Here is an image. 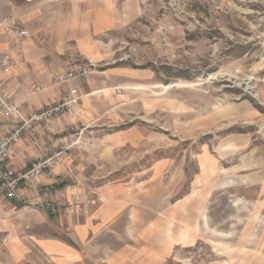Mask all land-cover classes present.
Instances as JSON below:
<instances>
[{
	"label": "rangeland",
	"instance_id": "1",
	"mask_svg": "<svg viewBox=\"0 0 264 264\" xmlns=\"http://www.w3.org/2000/svg\"><path fill=\"white\" fill-rule=\"evenodd\" d=\"M91 3L104 33L87 48L107 89L94 119L72 128L69 153L93 176L74 199L85 204L103 182L129 189L150 208L148 241L168 264H264V0ZM94 207L30 210L79 220ZM8 235L0 264L44 250Z\"/></svg>",
	"mask_w": 264,
	"mask_h": 264
},
{
	"label": "crops",
	"instance_id": "2",
	"mask_svg": "<svg viewBox=\"0 0 264 264\" xmlns=\"http://www.w3.org/2000/svg\"><path fill=\"white\" fill-rule=\"evenodd\" d=\"M91 2L0 0V85L7 95L21 104L26 115L48 108L74 92L82 96L73 117L57 116L38 127L36 136L24 133L21 141L12 147L8 163L27 170L34 161L70 143L76 122L94 119L93 107L99 100L96 93L107 88L96 81V51L87 48L90 34L92 39L95 36L94 39L97 36L101 39L104 33V24ZM71 9H77L73 16ZM11 27L27 30L31 36L14 37L8 32ZM3 58L11 66L9 73L2 69ZM78 64L90 67L87 78L62 87L52 86L54 74ZM36 86H45L46 90L27 99L26 92ZM12 129V121L0 111V140ZM68 153L62 165L36 178L20 194L33 203L45 198L86 197L85 182L93 177L92 168L74 155L76 151ZM98 192L105 201L87 209L76 220L69 214L50 217L42 212L22 210L0 191V232L10 234L8 241L12 246L26 244L28 240L37 243V248L43 246L44 250L40 248L37 253L40 255L29 257L32 264H168L159 251L160 246L148 241L151 237L148 234L156 232L150 226L148 205L144 201L136 204L133 193L115 182H103ZM145 211H148L147 222ZM1 264L7 263L1 260Z\"/></svg>",
	"mask_w": 264,
	"mask_h": 264
},
{
	"label": "built area",
	"instance_id": "3",
	"mask_svg": "<svg viewBox=\"0 0 264 264\" xmlns=\"http://www.w3.org/2000/svg\"><path fill=\"white\" fill-rule=\"evenodd\" d=\"M8 32L17 38H28L31 36L29 31L13 27L9 28ZM1 66L5 73L11 71L7 58L1 60ZM89 74V66L78 64L66 72L54 74L52 86L62 87L69 85L73 81L87 78ZM45 90V86H36L26 92V98L30 99ZM81 100L82 96L74 92L73 96L65 97L48 108L26 115L22 110L21 104L14 102L0 85V111L13 123L12 131L0 140V191L22 210L38 209L52 215L66 211L75 215L80 213L85 205L92 207L104 202V197L100 193L88 197L85 204L75 199L52 200L47 198L40 203H33L29 198L20 194V190L32 183L36 178L62 165L65 162V154L75 147L76 142L62 145L53 154L34 161L27 170L18 165L8 163L12 147L21 141L24 133L30 132L32 136H36L38 127L44 126L49 121L57 118V116L67 114L73 117L75 107Z\"/></svg>",
	"mask_w": 264,
	"mask_h": 264
}]
</instances>
